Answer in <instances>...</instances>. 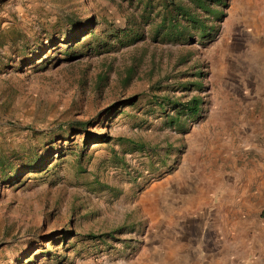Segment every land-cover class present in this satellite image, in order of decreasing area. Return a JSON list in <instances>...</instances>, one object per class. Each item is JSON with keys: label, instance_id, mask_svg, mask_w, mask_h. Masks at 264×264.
<instances>
[{"label": "rangeland", "instance_id": "obj_1", "mask_svg": "<svg viewBox=\"0 0 264 264\" xmlns=\"http://www.w3.org/2000/svg\"><path fill=\"white\" fill-rule=\"evenodd\" d=\"M204 2L0 0V264H264V0Z\"/></svg>", "mask_w": 264, "mask_h": 264}, {"label": "crops", "instance_id": "obj_2", "mask_svg": "<svg viewBox=\"0 0 264 264\" xmlns=\"http://www.w3.org/2000/svg\"><path fill=\"white\" fill-rule=\"evenodd\" d=\"M203 233L205 235V232ZM216 238L220 239L221 235L214 236V239ZM179 245L177 242H172L170 250L165 252L168 256L165 264H239L236 255H233L230 250H225L220 240L214 241L213 248L209 245L208 251L204 245L192 248L186 247L185 244Z\"/></svg>", "mask_w": 264, "mask_h": 264}, {"label": "trees", "instance_id": "obj_3", "mask_svg": "<svg viewBox=\"0 0 264 264\" xmlns=\"http://www.w3.org/2000/svg\"><path fill=\"white\" fill-rule=\"evenodd\" d=\"M193 2H197V6L200 8V9H202L204 12H206V13H209L210 12V10H209V7H207V6H205V2L204 1H209V2H211V3H217V4H220L221 2V0H192ZM183 12H184V17L186 18V19H188L189 20V22H191V23H193V24H196L197 22H196V20H195V18L192 16V15H190L189 13H187L186 11H184V10H182ZM203 32H205V30H203ZM199 105H200V102H199V100H197V99H193V100H191L189 103H187L186 105H181L180 106V110L181 111H183V112H186L187 114H189V115H193V116H195V115H197L198 114V112H199ZM177 107H179V106H177ZM76 125V127H79V128H84V127H86L88 124L87 123H81V122H78V123H76L75 124Z\"/></svg>", "mask_w": 264, "mask_h": 264}]
</instances>
